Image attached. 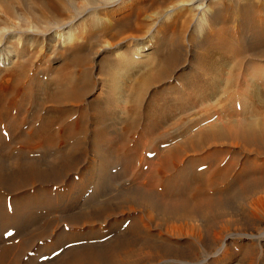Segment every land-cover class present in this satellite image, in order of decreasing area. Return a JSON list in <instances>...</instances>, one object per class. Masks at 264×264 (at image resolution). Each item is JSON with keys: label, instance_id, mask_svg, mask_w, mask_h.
Instances as JSON below:
<instances>
[{"label": "rangeland", "instance_id": "374dc122", "mask_svg": "<svg viewBox=\"0 0 264 264\" xmlns=\"http://www.w3.org/2000/svg\"><path fill=\"white\" fill-rule=\"evenodd\" d=\"M216 3L212 34L193 32L192 20L183 16L161 33L158 49L153 43L145 47L149 53L129 55L130 64L121 52L116 56L113 50H101L105 37L116 41L107 30L94 32L85 46L81 40L76 47L42 55L38 47L12 40L20 54L0 63V264H68L77 252L104 249L133 216L121 223L111 215L114 229L108 220L82 222L139 183L147 182L155 193L181 205L225 195L249 176L262 175L249 158L236 184L226 190L223 166L239 163L240 154L230 144V134L218 138L204 128L229 110L240 111L243 99L251 104L264 100V78L259 76L264 70V0ZM173 55L179 59L168 67L172 62H165ZM159 65L167 67L164 76L144 78ZM114 81H120L119 90L113 89ZM70 122L82 127L74 130L73 139ZM95 149L105 158L97 157ZM184 152L194 160L178 163ZM68 159L74 166L59 181L47 182L45 174L36 180L48 164L65 170ZM161 161L169 168L166 174L156 169ZM100 165L106 169L99 170ZM83 227H95L101 236L87 233L71 241L68 230Z\"/></svg>", "mask_w": 264, "mask_h": 264}, {"label": "bare ground", "instance_id": "6f19581e", "mask_svg": "<svg viewBox=\"0 0 264 264\" xmlns=\"http://www.w3.org/2000/svg\"><path fill=\"white\" fill-rule=\"evenodd\" d=\"M219 1L35 0L31 4L18 0V3L25 6L23 9L20 5L21 8H18L12 0H3L0 1V63H9L13 57L20 54L18 48L12 45V40L15 41L16 38L20 46L38 47V55H42L52 53L57 48L65 50L81 40L82 46H85L89 44V40H92L94 32L107 30V34L116 41L113 44L105 37L101 50L103 52L113 50L116 56L123 54L122 59L130 60V64L132 58L149 53L145 50L146 46L154 43V48L158 49L162 40L161 33L172 22L183 19V16L192 20L193 32H200L202 37L212 34L211 20L217 9L215 4ZM249 8L251 7L246 9L247 14L251 12ZM125 22L127 24H123ZM90 53L95 56L99 54V50H92ZM263 55L264 49L261 51V57ZM178 57L173 55V58L167 59L165 64L169 65V62H172L168 66L170 67L175 63L176 58L179 59ZM184 58L183 60L187 59ZM159 66L149 69L144 78L148 80L158 75L164 76L168 72L167 67ZM262 73L263 75L259 76L264 78V70ZM120 88V81L113 86L114 90ZM256 92L255 89L251 95H255ZM241 95L243 98L248 97L245 93ZM247 101L241 100L240 111L229 110L225 115L212 120L204 129L218 138L230 134L232 136L230 144L235 145L240 154V164L237 162L240 165L239 171L236 162L224 165L223 172L218 170L222 172V178L221 172L219 175L221 181L227 178L223 182L227 183L226 190L230 191V188L236 184V176L245 168L244 162L249 158H252L249 160H252L256 168L254 171H260L262 175L249 176L250 179L246 183H241L231 192L227 191L229 193L225 195L198 198L196 201L186 200L181 205L155 193L153 188L147 186V182L139 183L137 187L109 199L105 204V211L89 213L86 217L93 218L82 222L93 224L96 221L108 220L107 224L110 223L111 228L114 229L117 222L114 220L111 224L110 220L114 215L121 223L133 216L132 223L128 224L129 226L118 236L111 234L104 244V249L99 248L90 254L77 252L74 254L76 257L68 264H264V111L260 110L264 107V100H259L255 104ZM80 127L77 123L70 122L68 128L71 139L75 138V133ZM80 141L76 147L81 146ZM94 151L97 157L105 158L103 151L99 152L97 149ZM187 152L189 153L188 150ZM187 152V155L184 152L179 161L178 159L175 161L180 164L191 162L193 158L191 159ZM69 160L63 171L50 169L48 164L46 170L38 171L40 174L37 175L36 180L42 179L45 174L47 182L59 181L74 166ZM74 160L77 162L76 159ZM163 161L160 162L162 164L157 163L156 169L166 174L169 168ZM92 162H95L94 158ZM175 163L173 162L174 165ZM173 164L169 166L172 168ZM100 167L101 165L97 168ZM105 169L106 166H102L99 170ZM215 175L213 177H216ZM25 181L24 179L23 182ZM18 183L17 178L14 184ZM236 201L239 206H236ZM112 207L120 208L115 210ZM111 209L113 211L109 212ZM73 224L82 225L77 222ZM94 228L68 230L69 238L71 241L73 239L76 241L87 233L90 236L95 235V238L100 237L101 235L98 234L100 232L97 233V229ZM108 228L104 231H108Z\"/></svg>", "mask_w": 264, "mask_h": 264}]
</instances>
